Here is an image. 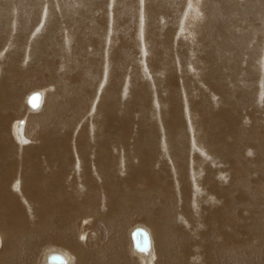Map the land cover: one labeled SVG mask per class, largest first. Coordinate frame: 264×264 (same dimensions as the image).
I'll return each mask as SVG.
<instances>
[{
  "label": "bare ground",
  "instance_id": "obj_1",
  "mask_svg": "<svg viewBox=\"0 0 264 264\" xmlns=\"http://www.w3.org/2000/svg\"><path fill=\"white\" fill-rule=\"evenodd\" d=\"M129 1L0 0V264H264V0Z\"/></svg>",
  "mask_w": 264,
  "mask_h": 264
},
{
  "label": "water",
  "instance_id": "obj_2",
  "mask_svg": "<svg viewBox=\"0 0 264 264\" xmlns=\"http://www.w3.org/2000/svg\"><path fill=\"white\" fill-rule=\"evenodd\" d=\"M41 93L36 90L33 91L28 98L29 103L37 105L40 103ZM132 239L134 247L137 250H147L151 246V236L147 228L144 226H136L132 230ZM49 261L62 263L65 261L63 254L58 252H53L49 255Z\"/></svg>",
  "mask_w": 264,
  "mask_h": 264
},
{
  "label": "rangeland",
  "instance_id": "obj_3",
  "mask_svg": "<svg viewBox=\"0 0 264 264\" xmlns=\"http://www.w3.org/2000/svg\"><path fill=\"white\" fill-rule=\"evenodd\" d=\"M122 1H124V0H122ZM127 4H132V2L128 0ZM132 5H133V4H132ZM119 8H120V5H119ZM134 12H136V9H134ZM259 36H260V37L262 38V40H263L264 35L261 34V33H259ZM141 43H142V42L140 41L139 45H141ZM37 89L40 90V88H36V89L34 88V90H37ZM31 91H33V89H32ZM29 92H30V91H29ZM125 94H127V90L125 91ZM263 98H264V97H261V99H263ZM24 108H25V107H24ZM248 108H249V110H250V109L253 108V106L251 105V106H249ZM246 112H247V111H246ZM255 115H257V114H255ZM249 116H250L249 113H247V114H244V116L241 117V118L245 121V120H247V119L249 118ZM136 224H137V225H138V224H142V225L147 226V224H145V223H143V222H141V223L139 222V223H134L131 227L133 228V226H135ZM147 227H148V226H147ZM80 228H82V226H81ZM148 228H149V227H148ZM130 240H131V239H130Z\"/></svg>",
  "mask_w": 264,
  "mask_h": 264
}]
</instances>
